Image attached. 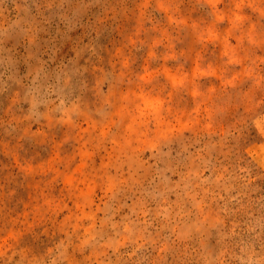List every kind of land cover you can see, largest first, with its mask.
I'll list each match as a JSON object with an SVG mask.
<instances>
[{
	"label": "rangeland",
	"instance_id": "obj_1",
	"mask_svg": "<svg viewBox=\"0 0 264 264\" xmlns=\"http://www.w3.org/2000/svg\"><path fill=\"white\" fill-rule=\"evenodd\" d=\"M0 264H264V0H0Z\"/></svg>",
	"mask_w": 264,
	"mask_h": 264
}]
</instances>
